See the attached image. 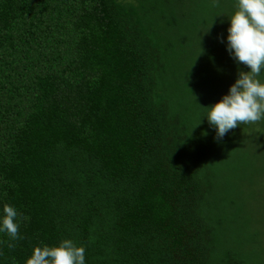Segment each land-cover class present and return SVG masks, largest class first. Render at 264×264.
I'll return each instance as SVG.
<instances>
[{
	"label": "trees",
	"instance_id": "16d2710c",
	"mask_svg": "<svg viewBox=\"0 0 264 264\" xmlns=\"http://www.w3.org/2000/svg\"><path fill=\"white\" fill-rule=\"evenodd\" d=\"M236 5L0 0V264L64 239L85 264H264V121L218 139L203 116L249 70Z\"/></svg>",
	"mask_w": 264,
	"mask_h": 264
},
{
	"label": "clouds",
	"instance_id": "9594fccd",
	"mask_svg": "<svg viewBox=\"0 0 264 264\" xmlns=\"http://www.w3.org/2000/svg\"><path fill=\"white\" fill-rule=\"evenodd\" d=\"M218 7L219 0H212ZM227 50L238 64L248 71H238L235 82L220 100L205 107L210 126H214L218 139L242 124L264 121V0H237L229 16ZM19 213L14 206L3 205L0 232L10 240H18ZM9 248L15 244L9 243ZM85 247L77 246L71 239H64L55 246H34L24 264H85Z\"/></svg>",
	"mask_w": 264,
	"mask_h": 264
},
{
	"label": "rangeland",
	"instance_id": "374dc122",
	"mask_svg": "<svg viewBox=\"0 0 264 264\" xmlns=\"http://www.w3.org/2000/svg\"><path fill=\"white\" fill-rule=\"evenodd\" d=\"M254 181L257 189L261 193L259 196V202L262 203L263 205L260 208V214H258V219H259V227L262 232L261 234V239L264 244V176L261 174H256L254 175ZM253 221L256 224L257 223V214L253 212Z\"/></svg>",
	"mask_w": 264,
	"mask_h": 264
}]
</instances>
